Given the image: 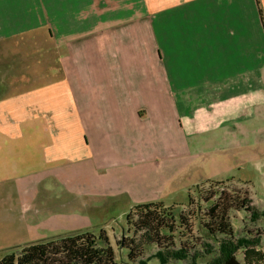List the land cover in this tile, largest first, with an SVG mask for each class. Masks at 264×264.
<instances>
[{"label": "crops", "instance_id": "crops-1", "mask_svg": "<svg viewBox=\"0 0 264 264\" xmlns=\"http://www.w3.org/2000/svg\"><path fill=\"white\" fill-rule=\"evenodd\" d=\"M261 146L264 0H0V253L250 182Z\"/></svg>", "mask_w": 264, "mask_h": 264}, {"label": "trees", "instance_id": "trees-1", "mask_svg": "<svg viewBox=\"0 0 264 264\" xmlns=\"http://www.w3.org/2000/svg\"><path fill=\"white\" fill-rule=\"evenodd\" d=\"M207 181L221 184L225 180ZM241 181L248 186L224 188L211 196L201 194V204L188 193L187 212L163 201L132 206L126 215V232L132 231V235L119 241L120 248L128 251L126 263L148 264L157 259L159 264H264L263 232L256 228L236 234L231 222L234 211L244 212L253 225L264 218V209L253 203L250 182ZM151 247L154 251L144 257ZM0 264L119 263L108 235L101 230L98 235L78 231L29 243L18 253L5 254Z\"/></svg>", "mask_w": 264, "mask_h": 264}, {"label": "rangeland", "instance_id": "rangeland-1", "mask_svg": "<svg viewBox=\"0 0 264 264\" xmlns=\"http://www.w3.org/2000/svg\"><path fill=\"white\" fill-rule=\"evenodd\" d=\"M264 146H261V148ZM244 173H249L251 176L250 179V190L251 197L253 199V203L259 208L264 209V172H259L255 169L247 172L243 170ZM239 178V177H238ZM243 179V178H242ZM241 178H230V180H226L221 184H215L210 181H203L198 184L193 185L189 189V193L196 203L201 204L200 196L201 194L207 193V196H211L216 191L222 190L226 188L228 191L235 188H246L248 185L242 182ZM247 179V178H246ZM244 181V180H243ZM189 181L186 178H181L179 185L174 188H170L169 190L163 193V198L165 199V203L167 205H180L177 207V211L187 212V201H188V190L187 184ZM173 190V194L170 192ZM146 197L154 195V191L152 189H148L144 192ZM216 197V196H215ZM213 197V198H215ZM135 202H132L128 194L120 195L113 198H106L104 203L99 206L97 209V214L95 219L93 220L94 224L92 226L91 232L95 235H98L101 230H105L106 234L109 237L110 243L115 250V258L119 264H128L127 255L128 251L125 248H120L119 241L120 239H124V237H128L132 235V231H127V221L126 215L134 206ZM204 206H208V203L203 202ZM181 208V209H180ZM88 211V210H85ZM232 224L235 229L236 234H241L244 229L254 230L256 228L260 229L263 232L262 238V247L264 249V218L260 220L258 224L253 225L248 216L242 211H234L232 213ZM45 240V239H44ZM34 242V241H33ZM31 242V243H33ZM36 242V241H35ZM27 245V244H26ZM23 246L16 248L10 252L18 251ZM155 247H151L144 252V257H146L149 253L153 252ZM9 253V252H7ZM6 253V254H7ZM5 254L0 253V259ZM239 258L242 259L241 254L239 253ZM138 264V263H131ZM148 264H159L157 259H151ZM171 264H178V262H172Z\"/></svg>", "mask_w": 264, "mask_h": 264}]
</instances>
